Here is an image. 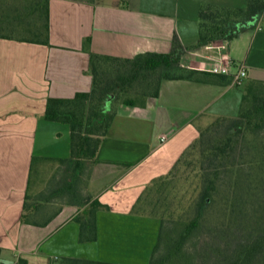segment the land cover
Wrapping results in <instances>:
<instances>
[{
    "label": "crops",
    "instance_id": "obj_1",
    "mask_svg": "<svg viewBox=\"0 0 264 264\" xmlns=\"http://www.w3.org/2000/svg\"><path fill=\"white\" fill-rule=\"evenodd\" d=\"M247 1L48 0L46 37L0 35L1 264H16L18 256L30 264L62 257L149 264L159 220L134 210L139 195L170 170L203 122L238 115L248 83L264 82L261 15L250 25L242 21L230 39L198 42L203 5L245 8ZM174 37L180 66L196 71L162 79L157 96L115 103L87 182L89 194L104 204L96 212V239H79L72 217L84 207L55 199L37 200L40 218L50 217L44 225L22 221L35 163L71 154L70 124L46 118L48 97L92 88L90 52L128 58L167 53ZM211 54L243 63L245 86L213 74ZM44 189L35 196H57Z\"/></svg>",
    "mask_w": 264,
    "mask_h": 264
},
{
    "label": "trees",
    "instance_id": "obj_2",
    "mask_svg": "<svg viewBox=\"0 0 264 264\" xmlns=\"http://www.w3.org/2000/svg\"><path fill=\"white\" fill-rule=\"evenodd\" d=\"M199 13V43L230 39L240 30L236 17L247 20L261 15L264 24V0H248L245 8L203 5ZM47 29L48 0L0 1V35L38 41L46 37ZM180 52L176 37L167 53L149 52L128 58L90 52L92 88L72 97H48L46 103V118L66 121L71 127L70 157L59 159V169L44 189L57 196H26L22 221L44 225L50 217L40 218L42 207L37 200L55 199L84 207L72 217L79 223V239H96V212L104 204L89 194L87 182L113 115V111H104L103 101L114 93L111 109L117 102L133 104L146 96H157L162 79L195 72L180 66ZM262 128L264 82L252 81L245 87L238 115L217 116L199 127L198 136L170 170L145 186L134 210L159 220L149 264H199L197 255L185 244L203 228L210 232L201 249L207 245L215 255L216 251L222 254L212 264H264V156L251 162L254 174L235 167L248 155L244 154L250 149L248 138ZM246 159L242 162L248 163ZM182 167L191 169L193 179L184 174ZM186 182L190 184L186 186ZM191 187L193 192L189 194ZM241 189L248 196L235 195ZM58 260L52 264H120L77 257ZM16 264L30 263L18 256Z\"/></svg>",
    "mask_w": 264,
    "mask_h": 264
},
{
    "label": "rangeland",
    "instance_id": "obj_3",
    "mask_svg": "<svg viewBox=\"0 0 264 264\" xmlns=\"http://www.w3.org/2000/svg\"><path fill=\"white\" fill-rule=\"evenodd\" d=\"M254 16H256V15H254ZM253 17H251L248 20H251ZM235 20H237L236 25L239 27L238 23H241L242 21H245L246 19H244L242 17H236ZM262 23H263V21H262ZM241 85H243V83ZM243 86H245V84ZM114 96H115V94L113 95L112 99L110 100L109 108L105 104L106 99L108 97L105 98V100L103 101V109H104L105 112H110V111L113 110V108L111 109V107H112L111 104H112V101H114V99H113ZM210 121L211 120H207V121L203 122L202 125L205 126ZM248 140H249L248 143H249L250 149L249 150L247 149V150L244 151V154L246 155V153L248 152V155H246V157H243L245 159L247 158L246 160H248V163H247V161L246 162L245 161L242 162L243 158H240L239 159L240 163L237 166H235V167L236 168H242L243 171L247 172L248 174H252V173L254 174L255 168L251 167V164H252L251 162H256V160L259 161L260 158L262 156H264V153L261 152V150L264 149V128L259 129L257 135L250 136L248 138ZM58 165H59L58 162L51 161V160H42V161H39V162L35 163V167L33 169L32 178H31V182H30V187L28 189V192H29V194H30L32 199H33V197H37L35 195H37L39 190H41L42 188L46 187V185H47L48 181L50 180L52 174L54 172L58 171V169H59ZM182 171L184 172V174L190 176L189 177L190 180L193 179V172H191L190 168L182 167ZM238 171L239 170H237V173H238ZM248 178H249V176H248ZM188 184H190V182H186V186ZM192 192H193V188L191 187L188 193L191 194ZM195 194H197V191L194 193V195ZM235 195H237V196H242V195L243 196H248V194L244 193L243 190L242 191L236 190L235 191ZM209 232H210L209 229L203 228V229H201L200 232L195 234L185 244V248H187L189 252L194 253V254L197 255L199 264H212V262H214V260H215V257H222V254L219 251L218 252L216 251V255H215L214 251H212V249L208 250V246L207 245H205V247H204L205 250L201 249V247H203L204 244H205V241H206L205 239L208 237ZM195 245H197L198 248L200 247V250L195 249L196 248ZM163 249H164V247L161 246L160 250L164 251ZM161 251H159L157 253V256H159ZM208 256H209V258H208ZM198 261H197V263H198ZM206 262H208V263H206Z\"/></svg>",
    "mask_w": 264,
    "mask_h": 264
},
{
    "label": "built area",
    "instance_id": "obj_4",
    "mask_svg": "<svg viewBox=\"0 0 264 264\" xmlns=\"http://www.w3.org/2000/svg\"><path fill=\"white\" fill-rule=\"evenodd\" d=\"M212 60L209 70L216 74L230 75L233 84H241L246 77V67L243 63H234L224 60L218 54H211ZM165 137H162L164 139Z\"/></svg>",
    "mask_w": 264,
    "mask_h": 264
},
{
    "label": "water",
    "instance_id": "obj_5",
    "mask_svg": "<svg viewBox=\"0 0 264 264\" xmlns=\"http://www.w3.org/2000/svg\"><path fill=\"white\" fill-rule=\"evenodd\" d=\"M256 19H257V16L253 17L251 20H248L246 23H243L242 25H245V24L250 25V24L254 23V22L256 21ZM240 24H241V23H239V25H240ZM113 95H114L113 93L110 94V96L106 99L105 104H106V106H107L108 108H109V106H110V100L112 99Z\"/></svg>",
    "mask_w": 264,
    "mask_h": 264
}]
</instances>
